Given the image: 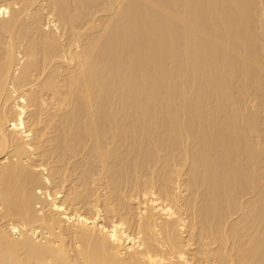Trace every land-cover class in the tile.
I'll list each match as a JSON object with an SVG mask.
<instances>
[{"label":"bare ground","instance_id":"1","mask_svg":"<svg viewBox=\"0 0 264 264\" xmlns=\"http://www.w3.org/2000/svg\"><path fill=\"white\" fill-rule=\"evenodd\" d=\"M6 1L0 264H264V0Z\"/></svg>","mask_w":264,"mask_h":264},{"label":"rangeland","instance_id":"2","mask_svg":"<svg viewBox=\"0 0 264 264\" xmlns=\"http://www.w3.org/2000/svg\"><path fill=\"white\" fill-rule=\"evenodd\" d=\"M7 3V1H1L0 0V4H4ZM171 82V81H170ZM197 86L194 84V82H189L187 85H183L182 87H180V91H179V96L177 98V108L176 110L173 112V114L171 115V118H173V116H178V115H184L187 113V107H186V98L191 97L193 100L191 102H200V100H198V93H197ZM220 103V102H218ZM171 118H169V120L171 121ZM178 136L181 134L180 132H177ZM190 137L188 135H183L182 140H181V145H184V143H186L187 141H189Z\"/></svg>","mask_w":264,"mask_h":264}]
</instances>
